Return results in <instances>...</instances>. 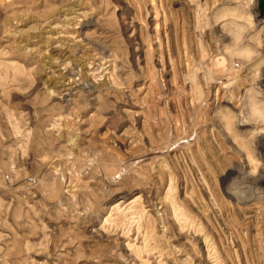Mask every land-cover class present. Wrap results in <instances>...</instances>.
<instances>
[{
	"label": "rangeland",
	"instance_id": "obj_1",
	"mask_svg": "<svg viewBox=\"0 0 264 264\" xmlns=\"http://www.w3.org/2000/svg\"><path fill=\"white\" fill-rule=\"evenodd\" d=\"M260 4L0 0V264H264Z\"/></svg>",
	"mask_w": 264,
	"mask_h": 264
},
{
	"label": "bare ground",
	"instance_id": "obj_2",
	"mask_svg": "<svg viewBox=\"0 0 264 264\" xmlns=\"http://www.w3.org/2000/svg\"><path fill=\"white\" fill-rule=\"evenodd\" d=\"M258 52V51H257ZM262 52V51H261ZM254 53H255V51H254ZM220 63V62H219ZM261 80H264V75H263V78H261ZM264 130V129H263ZM262 130V131H263ZM255 139L252 141V142H254L257 146H261V141L264 139V132H261V133H259V134H257V136L256 137H254ZM262 177H264V170L263 171H261L260 172V174H259V178H262ZM258 178V179H259Z\"/></svg>",
	"mask_w": 264,
	"mask_h": 264
},
{
	"label": "water",
	"instance_id": "obj_3",
	"mask_svg": "<svg viewBox=\"0 0 264 264\" xmlns=\"http://www.w3.org/2000/svg\"><path fill=\"white\" fill-rule=\"evenodd\" d=\"M260 1H261V4H260L261 9L264 11V0H260Z\"/></svg>",
	"mask_w": 264,
	"mask_h": 264
}]
</instances>
